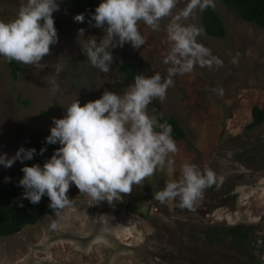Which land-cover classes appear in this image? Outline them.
I'll return each instance as SVG.
<instances>
[{"label":"rangeland","instance_id":"374dc122","mask_svg":"<svg viewBox=\"0 0 264 264\" xmlns=\"http://www.w3.org/2000/svg\"><path fill=\"white\" fill-rule=\"evenodd\" d=\"M186 2L179 0L174 12ZM20 4L21 0H0V20H12ZM213 10L223 21L225 38L203 32L198 39L223 60V67H197L175 77L165 100H154L148 109L156 118L174 116L186 133L184 140L176 142V173L168 177L157 172L111 205L92 201L70 185L67 195L72 204L59 210V216L52 210L19 232L0 237V258L6 264L188 263L199 259L191 248L200 230L238 223L259 226L255 234L263 251L254 264H264V122L245 129L252 108L264 103V29L242 21L221 0H216ZM53 14L61 17L62 24L58 43L50 45V54L42 60L48 66L37 69L20 64L19 76L12 81L0 58V154L11 156L20 146L30 148L29 138L35 135L46 150L24 162L28 165L42 166L60 146L46 144L45 138L53 119L62 118L72 102L78 99L83 105L105 90L126 89L132 80L122 71L123 64L145 75L159 72L162 77L169 67L162 63L170 48L164 30L169 18L160 22V31L141 24L145 46L134 49L126 43L113 49L112 70L102 74L82 52L85 41L78 37V30L83 28L85 39L94 36L98 42L103 30L76 22L69 0H59V11ZM200 17L198 12L188 23L201 28ZM233 58L238 63L233 64ZM56 63L64 68L57 77L60 90L52 95L46 81L54 75ZM219 89L222 95L214 91ZM184 162L194 163L201 171L210 169L217 176L194 211L180 209L176 201L162 204L155 199L167 181L180 178ZM22 167L19 161L10 168L0 165V185L22 178ZM54 220L60 224L55 231L49 227ZM215 250L207 264H238L228 247Z\"/></svg>","mask_w":264,"mask_h":264},{"label":"clouds","instance_id":"9594fccd","mask_svg":"<svg viewBox=\"0 0 264 264\" xmlns=\"http://www.w3.org/2000/svg\"><path fill=\"white\" fill-rule=\"evenodd\" d=\"M178 3L179 0H100L89 20L103 30L99 42L94 36L85 39L84 29L78 30V37L85 41L81 50L89 64L109 74L113 49L126 43L140 49L147 42L140 25L160 31V22L169 18L164 30L170 48L162 59L169 66L167 75L138 73L123 92L105 90L99 98L83 105L76 99L66 107L62 118L53 119L46 144L60 146L42 166L24 163L37 154L34 147L20 146L11 156L0 154L4 168L17 161L23 164V176L18 181L24 189L23 198L38 204L46 195L49 207L59 216V210L72 204L67 195L72 184L90 200L111 205L157 172L168 177L176 173L174 156L178 149L172 127L150 115L149 105L154 100H165L175 77L190 74L197 67L220 68L224 63L199 41L203 29L188 23L198 12L215 8L216 0H187L182 9L174 12ZM56 11L59 0H21L12 20H0V58L37 69L48 66L42 60L50 54V45L59 39L53 16ZM74 20L82 23L85 16L76 14ZM232 63H238L237 58ZM63 68V64L56 63L54 75L46 81L52 95L60 90L57 77ZM214 91L223 94L222 89ZM45 150L42 147L40 153ZM179 172L180 178L167 181L155 199L162 204L176 201L180 209L194 211L204 191L217 182V176L210 169L201 171L191 162H184ZM49 227L55 231L60 224L54 220ZM0 264H6V259L0 258Z\"/></svg>","mask_w":264,"mask_h":264},{"label":"trees","instance_id":"16d2710c","mask_svg":"<svg viewBox=\"0 0 264 264\" xmlns=\"http://www.w3.org/2000/svg\"><path fill=\"white\" fill-rule=\"evenodd\" d=\"M99 2L100 0H69L73 13L75 15L83 13L84 21L87 23H89L90 14L95 11ZM221 2L234 10L242 21L264 29V0H221ZM53 16L55 27L59 33L62 19L58 15L53 14ZM89 24L93 25V23ZM200 24L203 32L209 37L225 38L223 21L213 9H207L201 13ZM5 63L12 81H16L21 71L20 64L15 61L11 63L5 61ZM121 69L131 80L139 73L138 69L128 64H123ZM251 117V122L246 125L245 129L251 130L264 122V103L252 108ZM157 119L171 125L175 142L185 139L186 133L174 116L157 117ZM29 145L37 150L36 155L40 153V142L35 135L30 136ZM18 181L19 179H11L0 185V237L19 232L25 226L34 224L42 215L52 213L53 210L49 207L50 201L46 195L41 198L38 204H32L23 198L24 189L18 184ZM258 228V225L243 223L206 226L198 232L197 241L191 248V253L198 255V261L188 263L184 261L181 264H207L211 258L210 255L213 256L217 246L228 247L233 253L232 261L238 264H254L263 251L262 243L258 242L255 234ZM211 249L212 253L210 254ZM200 252L202 253L200 254Z\"/></svg>","mask_w":264,"mask_h":264}]
</instances>
